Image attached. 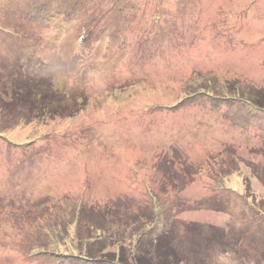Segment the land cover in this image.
<instances>
[{"label": "rangeland", "instance_id": "rangeland-1", "mask_svg": "<svg viewBox=\"0 0 264 264\" xmlns=\"http://www.w3.org/2000/svg\"><path fill=\"white\" fill-rule=\"evenodd\" d=\"M45 1L0 0V264H132L174 228L180 264H264V113L205 90L264 88V0Z\"/></svg>", "mask_w": 264, "mask_h": 264}, {"label": "trees", "instance_id": "trees-1", "mask_svg": "<svg viewBox=\"0 0 264 264\" xmlns=\"http://www.w3.org/2000/svg\"><path fill=\"white\" fill-rule=\"evenodd\" d=\"M72 1L76 2L78 4L77 1H75V0H72ZM72 1L71 0H69V1L66 0V2L64 3V6L70 7L71 5H73ZM86 1H88V0H86ZM43 6H44V8L50 9V11H49L50 14H54L56 12V9H59L58 12H60V9H61L60 5L58 3H56V2H54V0H53V2H52V0L51 1L50 0L45 1L43 3ZM81 8H85L83 6V3L81 4ZM89 26H91V25L89 24ZM89 36H92V35H89ZM158 39L166 40V39H168V37L167 36L161 37V38L159 37ZM250 84L251 83H246L245 86H244L242 84L239 85V83L235 84V83L227 82L225 84V88L221 89V88L215 87V85H214V86L207 87L205 90H208V92L212 91V93H211L212 95L208 94L209 98L219 97V95H221L222 93L227 92L228 94H230L229 96H227L228 97L227 98L228 100H226L227 104H230V105H243L244 103H246V104L251 105V106L255 107L257 110H259V111L264 113V88H259L258 86L250 85ZM242 86L245 87V88L243 89ZM19 87H20V90H22L24 92L18 90V92L20 93V94H18V92L14 90L13 93H12L13 94L12 96H14V99L17 98V100H19L21 103H24V104L25 103H29V102L31 104L34 103V105H33V107H34L37 104V102L40 100L39 93L42 94L44 99L46 97H48V96H50L51 98L55 99L56 101H55L54 104H58V102L60 101L59 100V98H60L59 96L60 95H58V94H54L53 95L52 93H50L48 91L47 87L45 88V90L44 89L41 90L39 86L34 85L33 83H31V84L27 83V84H25V86H19ZM214 93L216 95H214ZM32 97H34V99H32ZM0 100H2V99H0ZM37 106H35L34 108L39 109L40 107L39 106L37 107ZM49 106H51V105H49ZM58 107L60 108V110L62 112L67 111V109H65L62 104H59ZM24 113L26 114L25 111H24ZM57 113H58V111H57ZM231 192H233L232 194L234 196L242 197L240 194H237L234 191H231ZM153 197H154L153 198L154 199L153 200L154 203L152 205L153 206V213L159 215V218H160V216H162L164 208L166 209V207L163 204L161 205V203H160V201L158 200L157 197H155V196H153ZM246 204L250 208L252 207L249 204L248 201L246 202ZM252 208H254V207H252ZM254 209L256 210V216L264 217V213L262 211H260V210H258L256 208H254ZM243 211L246 214H250L249 210H246V211L243 210ZM253 219H254L253 222L257 223L256 218L254 217ZM151 228H149V229H151ZM186 228H187V235H190V234L192 235V236H189V238L191 239V241L192 240L195 241V244H197L196 247H198V245H199V237L203 236L202 242L205 244V246L208 249H211V247L213 246V244L215 242L217 244L219 242H221V240L223 238V237H221L220 235L217 234V230L214 233H213V231H211L210 233L208 231H206L204 234H202L200 230L194 229V227L192 225L187 224ZM152 229L154 230V227ZM172 230L173 231H172V234H171L170 237L168 236V234H170V232L169 233L167 232V233L163 234L161 237H159V239L152 246V248L145 249V250H148V251H146L144 256L147 257V254H148V257H147L148 259H145L144 257H139V258L133 259L132 264H153L152 262L153 261H157L158 259H159L157 261L158 264H180V261H181L180 254L181 253L178 252V248L176 247L175 243L172 242V240L175 241V239H176L175 235L172 236L174 234V232H175V228L172 229ZM195 231L198 232V234ZM222 235L224 236V238H227L225 240V241H227L228 240V236L224 235V234H222ZM242 236L246 237L244 234ZM224 238H223V240H224ZM232 242H234L236 244L237 241H232ZM226 243L225 242L224 243L221 242V244H222V246L224 248L225 247L227 248ZM89 254L91 256H95L96 255V253L93 250H91ZM172 260H174V261H172ZM84 261L89 262L90 260L89 259H85ZM126 261L127 260H125L124 258L123 259L121 258L120 261H119L120 263H114V264H131L129 261H127V262Z\"/></svg>", "mask_w": 264, "mask_h": 264}]
</instances>
